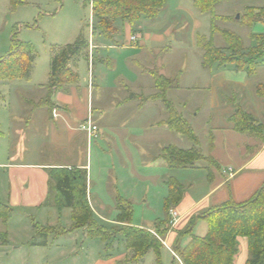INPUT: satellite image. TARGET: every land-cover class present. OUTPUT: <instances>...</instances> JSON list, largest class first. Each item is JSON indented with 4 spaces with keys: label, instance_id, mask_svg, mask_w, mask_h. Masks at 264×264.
I'll use <instances>...</instances> for the list:
<instances>
[{
    "label": "rangeland",
    "instance_id": "obj_1",
    "mask_svg": "<svg viewBox=\"0 0 264 264\" xmlns=\"http://www.w3.org/2000/svg\"><path fill=\"white\" fill-rule=\"evenodd\" d=\"M91 3L92 0H24V4L15 6L11 0H0V60L10 53L13 38L16 41L31 44L37 52L36 68L31 81L16 79L12 84L0 81V164L7 163L13 155L15 160L24 156L21 160L23 162L60 163L66 164L61 168L72 170L79 169L74 168L75 160L72 159V156L77 154L82 166L88 164L89 194H91L95 207L96 216H93V220L96 224L111 234L121 229L114 222L116 217L112 209L111 192H109L116 190L118 195L128 200L133 207L131 226L148 230L153 228L158 220H167L168 210H173L172 206H174L172 202H169L170 207L166 210L169 195L167 183L170 181L169 177L174 174L165 168V162L162 159L153 160L158 156V147L166 146L170 142L167 139L169 135L158 137L159 131L157 130V123L161 122L162 110L165 106L160 100L153 99L158 92L149 96L151 100L147 101V104L159 102L160 109L137 105L132 107L137 102L132 105L131 103L118 105L127 96L122 92L125 89L120 82L125 79L130 90L135 93L150 95L155 91L152 78L142 76L139 70L132 66V61L135 59L143 66L155 70H159V66L163 65L164 68L160 69V74L173 78L169 80L181 84L182 87L185 84L198 82L199 69L196 66L197 60H195L196 50L193 49L192 44H197L199 36L210 38L211 17L194 7L193 0H183L184 10L168 18L165 17L168 8L164 6L158 20L164 26L170 25L174 28L170 40L184 42L187 46L184 51L174 50L163 53L159 59L161 63H157L156 60H148L149 56L146 53L153 49L152 44H146L147 50L143 49L144 52H136L132 49L135 46L129 47L133 42L128 32H121L119 35V31L116 34L118 37L116 44L121 48L128 47V50H108L107 47H102L104 42L100 41L98 36L94 41L93 28L96 27V21L92 18ZM263 4L264 0H229L216 9V14L220 16L216 26L221 32L229 30L238 35L246 49L264 46V24L259 23L246 28L243 22H240L249 13L256 15V11ZM237 16H239L238 20ZM143 22L148 23L143 32L154 35L156 31L150 28V25L154 23L153 20ZM96 33L100 35L99 31ZM219 33L214 35L213 42L216 47L223 48L225 43ZM80 34H83L98 48L95 50V55L91 56L92 59L95 56L101 63L96 62L93 69L91 56L89 60L80 59L76 63L80 86L71 89L72 111L68 116L70 120H67L66 124L64 122L58 124L61 129L56 142L51 139L45 140V152L42 151L40 154L29 157L25 150L33 151V147L39 146L37 141L20 143V140L13 136L16 126L23 125L25 121L20 105L23 103L28 111L44 108L37 112L36 118L29 126L31 133L38 131L40 135L45 134L46 128L43 123L49 119L50 111L44 103L48 102L49 98L47 95L44 96L45 87L43 86L45 91H40V87L43 84L46 85L48 81L51 50L54 47H64L74 43ZM245 53L247 54L248 50ZM224 54L229 55L226 52ZM106 58H109L111 66L105 63ZM263 65H257L256 72L248 78L244 86L222 83L220 88L219 81H215L216 87L214 88L216 89L213 88L211 96L221 110L202 112L199 120L191 122L199 140L197 148L203 157L197 164L205 165L210 167L211 171H215V167L208 162L210 135L216 136L218 131L224 133L229 131L232 128L229 116L236 108L235 100L243 94L252 95L253 87L258 82H262L260 86L264 87ZM185 92L184 90L170 92L169 98H172L176 109H180L183 101L188 97ZM140 102V104H146L142 100ZM54 110L57 111L59 115L57 119H59L60 113L56 108L51 111L52 117ZM28 111L26 113H29ZM91 113H93V122L99 124L97 137H89L86 132L80 130L81 120L86 117L91 119L89 116ZM205 118L206 120L203 121L202 119ZM255 126L261 130L260 125L255 123ZM227 134L243 138V140L249 139L248 135L238 136L233 132H227ZM259 134L260 131L255 137ZM183 139H185V144L193 146L190 140ZM53 152H57L61 159H47L49 154L56 155ZM38 156L41 159H33ZM226 156L217 152L215 158L221 166L233 164L237 167L241 162L233 160V157L231 159L228 154ZM187 175L189 178L184 177L183 179L182 174L179 175V180L184 185L195 174ZM52 185V200L54 201V182ZM202 190H205V187L191 189V192L201 194ZM0 212H2L0 213V264H77L78 261L81 264H90L92 258L108 251L106 249L108 243L113 248L123 245L125 241L122 233L112 235L106 242L102 238L85 237L82 232H78L70 239L62 238L60 242H57L55 239L61 232L60 228L54 229V233L48 235L46 246L38 247L33 245L34 239H40L36 228L32 229L31 224H25L24 220L26 216H32L31 220L34 219L36 225L42 227L43 218L48 215V212L16 213L11 218L10 227L2 224V218L8 215L9 211L1 210ZM59 213L57 217L60 220L58 221L61 224L60 227L67 228L71 224V210L64 208ZM171 227H167L168 231ZM164 229L165 227L158 225L152 232L157 233ZM84 230L87 232V229ZM198 232L199 229L195 230L194 234L199 235ZM2 233H7L5 244L1 242ZM164 242L163 238L162 243ZM160 258L162 264H179L177 260L173 261L170 252L166 249H161ZM156 259L155 253L150 252L143 262L138 264H157ZM126 264L134 263L127 261Z\"/></svg>",
    "mask_w": 264,
    "mask_h": 264
},
{
    "label": "trees",
    "instance_id": "obj_2",
    "mask_svg": "<svg viewBox=\"0 0 264 264\" xmlns=\"http://www.w3.org/2000/svg\"><path fill=\"white\" fill-rule=\"evenodd\" d=\"M167 0H92V18L96 21L93 28V36L96 31L107 40H112L116 32L114 25L117 21L127 23L131 26L132 32L137 34L144 20L157 19L165 6ZM229 0H193L194 7L202 13L211 17L210 38L199 36L197 47L202 51V66L205 69L215 64H232L239 71H245L250 77L256 72L257 65L264 64V46L246 49L241 38L229 30L220 31L216 23L220 16L216 9ZM13 5H22L24 0H11ZM256 15L249 13L240 22L243 26L251 28L256 24H264V4L256 11ZM220 32V33H219ZM216 33L221 35L225 46L216 47L213 37ZM254 39V38H253ZM248 50L246 54L245 51ZM229 52V55L224 54ZM80 59H90V41L83 34H80L76 41L64 47H54L51 50L50 74L47 84L44 86L47 91L48 102L46 107L51 111L55 104L51 99L61 91H66L71 86L79 84V75L71 67ZM37 60L35 48L26 42L12 40L10 53L0 60V81L11 83L16 79L31 81ZM94 60L92 59V65ZM152 76L158 90L153 99L160 100L169 115L166 125L174 132L187 137L193 146L188 150H180L176 147H167L163 150L161 159L170 169L194 168L203 157L197 146L199 140L191 124L183 118L176 110L173 102L167 93L171 89H177L178 83L167 79L158 70H145ZM257 95L264 98V87H257ZM134 98V96H132ZM143 102L151 100L150 97H138ZM233 130L239 133L257 135L262 132L255 126L254 118L237 109L230 118ZM212 146V141H211ZM208 162L213 167L216 163L212 157ZM210 168V167H208ZM49 170L51 186L54 182V202L60 210L67 208L72 211L73 224L69 230H61L58 236L73 232L78 229H87V234L93 238H102L106 242L112 235L122 233L124 235V248L131 252L128 261L134 264L143 262L149 252L156 255L157 264H162L160 253L163 248V238L168 232L165 228L161 232L151 231L131 226L133 219V207L131 203L119 195L116 197L117 216L116 221L125 224L114 233H109L99 227L93 220V211L87 197L88 175L86 169L52 168ZM168 186V202L177 203L181 196V186L170 179ZM49 199L46 204L52 201ZM6 210L0 205V211ZM2 213V212H0ZM169 213V210H168ZM1 217V216H0ZM1 219V218H0ZM9 214L2 218L3 226L7 227ZM197 222L207 223V232L204 236H192L191 241L184 247L180 241L192 235V228ZM167 224V223H166ZM37 235L40 239H34V246H46L48 235L54 233L55 228L40 227L35 224ZM2 243L7 242V233H2ZM245 237L248 240L249 258L246 264H264V183L247 201L237 203L229 200L219 206L213 207L201 216L193 219L190 227L178 233L177 243L173 251L176 253L182 264H234L235 257L239 252L238 238ZM112 248L108 243L107 252Z\"/></svg>",
    "mask_w": 264,
    "mask_h": 264
},
{
    "label": "crops",
    "instance_id": "obj_3",
    "mask_svg": "<svg viewBox=\"0 0 264 264\" xmlns=\"http://www.w3.org/2000/svg\"><path fill=\"white\" fill-rule=\"evenodd\" d=\"M166 6L168 8V10L165 13L166 18L174 16L178 12L184 10L183 0H167L165 7ZM158 18L154 19L153 20L154 23L150 25V28L153 29V31H156L154 35L145 34L143 32L144 28H146V25H148V23L146 22H143L142 26L140 27V32L134 34L129 24L117 21L114 25L116 32L113 35L112 40H107L103 36H100L99 34L96 33L94 35V41L96 36H98L99 40L104 42L103 43L104 45L102 47H107L108 50H118V51L123 49L128 50L129 49L128 47L126 48L123 46L121 48L118 44H116L117 43L116 39L118 38L116 37V34H118L119 31H120L119 35L121 34V32L123 33L128 32L131 34V37L136 35L138 39L136 43L133 44L131 43L129 47L135 46L134 48H132L133 50H135L136 52H144L143 49L147 50L146 44H152L153 49L146 52L149 56L148 60H153V61L156 60L157 63H161L159 62V59L163 53L166 54L169 51H174V50L184 51L187 45L184 44V42L179 43L176 40H170L172 39L174 28L170 27V25L164 26L162 22L158 20ZM192 45L194 46L193 49L195 48L196 50L195 60H197L196 66L199 69V74L197 77L199 81L194 82L193 84H185L183 85V87L181 84H178L179 87L177 89H171L167 93L169 97L170 92L174 90L186 91L185 92L186 97L187 96L188 97L186 98V100L183 101L181 108L176 110L190 124L194 120H199L200 113L202 112L219 111L220 108L218 107L216 102H214L211 96L212 91L216 89L214 88L216 87L215 86L216 80L219 81L218 82L219 85L218 84L217 85L221 88L222 83H226L227 85L231 84L237 86H244L249 78V76L245 71L237 70L235 66L232 64H228V65L215 64L211 68L205 69L202 66V51L197 47V44L194 43ZM96 49L98 48H96L94 43L92 44L90 42V56L92 54L95 55ZM108 59L109 58H106L105 63L111 66V63L109 62ZM93 60H94V64H93V69H94L96 66V62L99 61L101 63V61L99 59H96L95 56H93ZM76 63L72 64L71 66L75 72H77ZM132 66L135 69L139 70L142 76L146 75L152 78V76L146 73L145 70H154V69L143 66V64H141L136 59L132 61ZM159 67L161 70L164 68L163 65H160ZM160 69L159 70L157 69L159 73H160ZM161 75L164 76V74ZM139 78L141 79V77ZM166 78L173 79L168 76ZM48 80H49V76H48ZM13 82L9 84H12ZM120 84H122V86L125 89L122 92L126 93L127 96L122 102H119L118 105L122 106L129 103H131L132 105L134 102H137V104L132 105V107L137 105L139 107L150 106V107H157L158 109H160L158 104L159 102L157 104L154 103L147 104L148 102H146V104L145 103L140 104L141 102L140 99L138 98L141 96L149 97L155 95L158 92L155 83H154L155 91L150 95L149 94L145 95L143 93H135L131 91L125 79L122 80ZM260 85H262V82H258L257 84H255L252 90L253 91L252 95L249 96V94H243L240 96L238 100H235L234 106L236 108H234L231 111V115L229 116L230 119L237 109H242L243 111L250 114L254 118L255 123L261 126L262 132L258 136L255 137L253 135H249L246 133L236 132L235 130H233V127L227 132H233L238 136L248 135L249 139L243 140V138L235 137L234 135H228L227 132L224 133L222 131H218V135L216 136L214 134H211L208 145V157H212L213 160L215 161L216 163L215 171H211L210 168L206 167L205 165H201L199 163L196 164L194 168H186V169H170L165 164V168H167L168 170H170L171 173L173 172L174 174V176L169 178L180 184L182 192L179 201L177 203H174V206H172L173 207L172 209H174L179 213L180 220L175 227L169 228V231L164 237L165 239L164 243L167 246L163 244L162 249H166L168 252H170L169 250L170 248L173 251V248L177 243L178 233L187 230L190 227L193 219L197 218L198 216H201L209 209L219 206L229 200H233L237 203L247 201L255 194V192L264 183V98H261L257 95V87ZM43 86H45V84H43L42 87H40V91H45L43 89ZM79 86L80 83L77 84L76 86H71L67 88L66 91L58 92L52 98V101L55 104L54 108H56L59 111L60 118L53 119L51 114L52 110L51 111L49 110L50 117L49 119H46L43 123V125H45L46 128L45 134L40 135L38 131L36 132L33 131L31 133L29 126V124H31V122H33V120L36 118L35 116L37 112L44 108H36V110L32 109L28 111V109L26 108L25 105H23V103L22 105H20L21 110L25 117L24 118L25 121L24 123H22L23 125H19V127L16 126L13 132L14 138L20 140V143L23 142L25 143L27 141L30 142L37 141L38 143L37 145L40 146L41 144H43L40 147L39 146L33 147V151H31L30 149H26L25 152L28 154L29 157H31V155L40 154L42 151L45 152L44 143H46L45 141L46 139L49 140L51 139L53 140V142L55 140L56 142V139L59 136L58 132L61 129V127H59L58 124L60 122H64L66 124L67 120H70L68 116L71 114L72 111L71 89H73L74 87L77 88ZM45 95H47V91L45 92L44 96ZM132 96H134V98H132ZM169 99L172 100V98ZM27 111L29 113H26ZM63 115L64 116L67 115V117L64 118ZM89 116H91V119L93 121L92 118L93 113H91ZM161 117H162L161 122L157 123L158 125L157 130L159 131L158 134L159 136L158 135L157 136L167 137L169 135V138L167 137V139L170 142L166 146L158 147L157 149L158 156L154 157L153 160L161 159L160 157L162 155V152L167 147H176L181 150H188L191 148L189 144L184 143L185 139L183 138H187V137L174 132L173 130L169 129L168 126L165 124L169 117L165 107L162 110ZM88 119L90 118L88 117L84 118L83 120H81L80 124L87 121ZM202 120L204 121L206 120V118ZM94 124L99 127V124L97 122ZM211 141H212V146H211ZM227 141H229V143H227ZM223 143L225 144L223 145ZM217 152H221V154H225V157H227L226 154H228L229 157H231V159L234 158L233 160H237V161L239 160L241 162L239 163V165L237 164L238 165L237 167L234 166L233 164H229L227 166H221L220 163L217 162L215 158L217 157ZM11 153L14 154V151H12ZM54 153L56 155L49 154L47 159H61V157L58 155L57 152H53V154ZM72 157H73L72 159L75 160L74 168L86 169L87 175H89L88 164L82 166L77 154H74ZM15 159L16 158H14V156L12 155V157L8 159L7 163L0 164V205L5 207L9 211V221H8L9 227H10L11 218L16 213L48 212V215H46V217L43 218L44 220L42 221L43 223L41 225L42 227H50L55 229L61 228V230H69L73 224L72 213H71V224L67 228L60 227L61 224H59L58 222L60 220L58 219L57 215L61 210L58 208V206L55 204L53 200L52 201L50 200V203L48 205L46 204V202L49 199H51L50 198L51 194H53L52 192L53 185L51 186V180L48 169L65 167L66 164H60V163L54 164L51 162L49 163L23 162L21 160L24 159V156L19 158V160H15ZM33 159L39 160L41 158L38 156V157H33ZM230 169H232V173H230ZM180 174H182V179L184 177L189 178L188 177L189 175L187 174H195V175H193L192 178H190L187 181V184L184 185L179 180ZM200 187H205V190H202L201 194L198 192L195 193H192L193 191L191 192V189H199ZM109 192H111L110 198L113 202L112 209L114 216L116 217L118 214L116 209V197L118 196L119 193H117L116 190ZM87 197H88L89 205L93 211V216H96L95 207L91 199L92 197L91 194H89V186L87 187ZM144 201L146 202V200ZM103 209L104 206L102 205V210ZM31 219L32 216H26L24 220L25 224L27 223L29 225L30 223L32 229H35L36 223L34 222V219L33 220ZM170 219L171 217L169 216L168 213L167 220H158L156 224H154V227L149 228L148 231L152 232V230L156 228L158 225H161V227H165V228L171 226L168 225ZM114 222H116L120 227L125 226V224L118 223L116 219L114 220ZM207 227H208L207 223L197 222L195 226H193L192 228V235L184 237L180 241V245L182 247L186 246L191 241L192 236H199V237L204 236L207 232ZM197 229H199L198 232L199 235L194 234V231ZM78 232L80 233L82 232L83 236L85 237L88 236L87 232L84 229H78L73 232L61 236H57L55 241L60 242V239L62 240V238L70 239L73 235H77ZM238 248H239V252L235 257L234 264H246L249 258L247 238L245 237L238 238ZM170 254L173 258V261L175 262L177 259L174 258L171 252ZM130 256H131V252L127 251L124 248V243H123V245L121 246L111 248L109 252H105L104 254H100L99 256L92 258L90 264H126ZM178 263L182 264L179 261ZM77 264H81V263L78 261Z\"/></svg>",
    "mask_w": 264,
    "mask_h": 264
},
{
    "label": "built area",
    "instance_id": "obj_4",
    "mask_svg": "<svg viewBox=\"0 0 264 264\" xmlns=\"http://www.w3.org/2000/svg\"><path fill=\"white\" fill-rule=\"evenodd\" d=\"M137 40L138 39H137L136 35L131 37V42L136 43ZM53 117H54V119H57L59 117L56 110L53 111ZM80 130L86 132L89 137H92V136L97 137L98 126L95 125L91 119H88L87 121L80 124ZM230 173H232V169H230ZM169 216L171 217L170 225L172 227H175L180 220L179 213L173 209V210L169 211ZM169 250L172 253V255L174 256V258L177 259L180 263H182L180 261V259L178 258V256L176 255V253L174 251H172L170 248H169Z\"/></svg>",
    "mask_w": 264,
    "mask_h": 264
},
{
    "label": "water",
    "instance_id": "obj_5",
    "mask_svg": "<svg viewBox=\"0 0 264 264\" xmlns=\"http://www.w3.org/2000/svg\"><path fill=\"white\" fill-rule=\"evenodd\" d=\"M237 20L239 19V16H237V18H236Z\"/></svg>",
    "mask_w": 264,
    "mask_h": 264
}]
</instances>
